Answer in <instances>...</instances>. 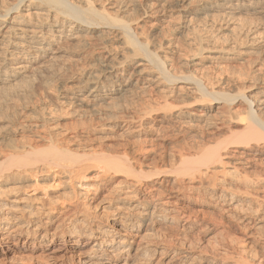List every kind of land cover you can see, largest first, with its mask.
I'll return each instance as SVG.
<instances>
[{
	"label": "rangeland",
	"instance_id": "rangeland-1",
	"mask_svg": "<svg viewBox=\"0 0 264 264\" xmlns=\"http://www.w3.org/2000/svg\"><path fill=\"white\" fill-rule=\"evenodd\" d=\"M256 1L239 0L242 9L228 12L218 0H94L117 20L95 30L105 49L80 59L81 45L63 47L39 69L0 83V162L1 153L14 144L53 136L58 146L89 155L86 158L96 167L102 166L96 157H118L141 162L142 171L169 175L160 176L155 191L149 186L135 194L131 191L136 187L127 183L124 174L114 176L111 171L99 179L83 180V184H93L88 192L76 187L75 178L67 181L65 173L54 180L37 176V185L33 184L35 176L20 182L0 181V223L18 232L5 239L0 234V264L260 263L264 251L261 201L244 194L241 176L234 185L228 183V175L224 180L198 173L187 177L180 172L185 164L178 157L188 148L204 149L201 155L211 147L227 146L231 135L242 129L243 122L237 119L244 117L240 99L236 98L232 111L225 110L228 104H221L223 109L217 105L218 110L210 113L212 121L191 116L200 108L193 106V94L176 91L165 100V80L157 78V70L151 71L154 68L146 56L136 54L125 42L118 27L129 25L148 50L166 54L170 74H192L207 87L219 81L218 90L233 95L264 97V0H259L254 11ZM14 2L0 0L4 7ZM208 2L214 3L210 10L205 7ZM247 27L252 28L248 33ZM261 29L263 33L256 35ZM159 44L164 45L162 50ZM201 49L202 55L194 60L198 66L190 65V56ZM102 54L124 61L125 69L135 71L137 84L130 92L102 98L89 95L92 84L80 87L84 79L99 75L96 60ZM208 101L202 103L208 105ZM84 158H72L66 171ZM255 175L264 177V165L247 177L252 180ZM180 187L181 195L172 198ZM164 200L173 201L178 213L190 217L164 220L163 210L172 206ZM255 209L261 212L259 221L247 218L249 213L255 216ZM172 211L167 213L178 214ZM195 222H206V226ZM74 229L81 232L78 238L62 234ZM246 229L250 236L244 235ZM110 238L114 245L105 247ZM122 240L131 243L132 250L116 247ZM136 247L138 252L149 250L139 255Z\"/></svg>",
	"mask_w": 264,
	"mask_h": 264
},
{
	"label": "bare ground",
	"instance_id": "bare-ground-1",
	"mask_svg": "<svg viewBox=\"0 0 264 264\" xmlns=\"http://www.w3.org/2000/svg\"><path fill=\"white\" fill-rule=\"evenodd\" d=\"M218 1L219 6L228 10V12L242 9L241 4L238 2L239 0ZM235 1L237 2L235 3ZM259 2V0L256 1L257 5H254V11H257L259 8ZM213 4L214 3L208 2L205 7L207 10H210ZM248 8L253 9L251 6H248ZM146 13L147 12H144V14ZM156 13L157 10L151 12V14ZM115 21L117 20L110 17L104 7H97L94 4V0H15V2L8 7H4L0 4V83H5L18 74H24L39 69L44 63H46L45 61L55 59L59 50L63 47H71L76 44L81 45L83 52L81 53L82 56L80 59H86L91 52L97 49H105L104 47H100L101 41L98 40L99 37L96 36L97 34H94L95 30L96 28H99L97 26H102L103 24L106 26L105 28H107V24H111ZM109 27L111 28V25ZM118 27L125 42L133 46L136 54H143L146 56L149 62L148 64L151 65V68H154H152L153 70L151 71H158L157 78L161 77L165 80V85L168 88L166 95H164L165 97H163L165 100L167 96H172L176 91L177 94L180 93V91L182 93L186 92L193 94L194 98H196L193 106H200V108L191 112V116L194 115V117L197 118L203 117L208 121H212L211 118L214 117V115L210 113L213 110H218L220 106L223 109L221 104L224 105L225 103L228 104V107L226 106L227 109L225 110L232 111L236 98L240 99L241 103L239 105L243 107V113L241 115H244V117L237 119L243 122L241 132L237 134L233 133L231 135L232 140L227 146H216V148L211 147L212 149L205 150L201 155L199 153L204 149H200V147L199 150H194L195 147L185 150H182L181 148L182 151L179 152L178 157L180 161H182L181 163H184L185 165L180 169V172L185 173L187 177L190 178H194V174L198 173L201 174V176L205 174L207 176H215L216 178L221 177V179L224 180L228 175L230 178L228 183L230 185L236 184L237 181L241 179V176L242 180L240 181H242L243 184L242 188L244 189L242 190L244 191V194L254 195L255 199L253 200H257V202L261 201L258 205V209H260V211L263 210L264 177L255 175V179L252 178V180L249 177L252 176L254 172H259L262 165H264V151L260 148V142H264V97L258 94L255 97H249L240 92H236L238 94L233 95L219 91L218 89L221 86L219 81H217L218 83L216 84L211 83L210 87H207L200 79L192 74L183 75L185 74L184 72H182L183 74L181 73L182 75H177V72L170 74L167 70L168 64L165 62L166 54L161 56L158 54L157 49L156 51L148 50L143 42L137 40L134 30L129 25L120 24ZM251 29V27H247L244 30L248 33ZM255 32H257L256 35L261 34L263 33V29L259 32ZM254 36L255 35H253L252 38ZM163 46V44H159L158 50H162L161 48H163ZM165 46L168 47V44ZM202 50L203 49L196 50V53L194 52V54L190 56L191 61L193 62L190 65H197L194 63V60L202 55ZM96 61V66L99 67V75L97 76L96 74H93L91 77L84 79L83 84L80 86L84 87L88 84H92V87L89 90V95L93 97L103 96L102 98L105 96L106 98V94L130 92V89L137 84L136 81H134L135 71L125 69L124 61H117L116 58L105 56L103 54ZM179 83H184V85H176ZM174 85L176 86L174 87ZM263 87L264 84L262 85V88ZM262 88H260L261 91ZM237 90L240 91V89ZM208 100L211 101L208 105L202 103ZM200 102L203 105H199ZM219 104L220 106L218 107L217 105ZM37 126L38 124L36 122L35 127ZM32 140L30 139V141H22L19 142V144H14L11 146V150L1 153V182H20V180L23 181L30 176H35L33 184L37 185L39 184L37 176H50V178L54 180V176H60L65 173L67 181H72L75 178L77 180L76 187L88 192V187H93V184H83V180L99 179L106 176L110 173L109 171H111L114 176L124 174L127 178V183L130 186L137 188V190L135 188L131 191V194H135L136 191L143 187L151 186L153 187V190L158 189L155 186L160 176H169L166 172L159 174L152 171H142L141 162L125 161V159H119L118 157L111 158L102 156L98 159L96 157L95 160L102 163V166L96 167L90 162L89 158H86L89 155L71 151L64 146H58L57 141L53 136L48 139L43 136ZM38 141L44 142L42 144L43 146H38ZM197 155L200 156H198V159L194 160V156ZM77 156L85 157L86 159L84 158L82 162L78 163V165L71 166V169L66 171L67 165L72 161L71 159L77 158ZM236 178L239 180H236ZM54 183L55 181L52 182V186H54ZM163 190H166V188ZM181 192H183L181 187L175 189V191H173L175 195H173L172 198H177L179 193L181 195ZM7 193L8 192H6V195H8ZM29 196L30 195H26V198ZM164 201L167 202V204L172 205L163 210L164 220L176 219L179 215L181 219L190 217L189 213L181 211L178 213L179 209L173 205L175 204L173 201ZM5 205H7V203ZM172 210H176L178 214L175 213V215H170L167 213L174 212ZM244 210L247 209L244 208ZM260 211H256L258 213L255 212V216L253 215L254 213H249L250 216L247 214V218L258 219L259 221L261 218ZM244 212L246 213V211ZM195 223L198 227H203L206 224V222ZM262 224H264V222ZM189 226H191V228L196 227L194 225ZM257 226L259 227V225ZM236 227L239 226L233 228L236 229ZM252 227L254 226L252 225ZM258 227H256V229ZM10 228L11 227L8 226V223H5V225H1L0 223V234L3 237L0 236L3 239L11 237L13 233H18ZM246 230L244 231V235L250 236L252 234L251 231L247 230L246 232ZM261 233V236L264 238V231H261ZM62 234L69 238H78L81 235V232L78 229H74L70 232H62ZM113 245V239L110 238L104 246L112 247ZM116 247H120L125 251L132 250L131 243H127L126 240H122ZM139 250V247L134 249L137 254L141 253V251L143 252V250L138 252ZM148 250L149 249L146 251ZM146 251L141 254L146 255ZM259 256L261 258L259 264H264V251H261ZM251 264L254 263L252 262Z\"/></svg>",
	"mask_w": 264,
	"mask_h": 264
}]
</instances>
